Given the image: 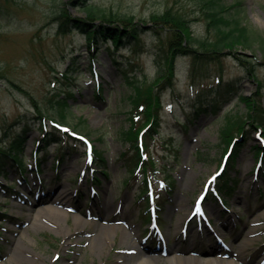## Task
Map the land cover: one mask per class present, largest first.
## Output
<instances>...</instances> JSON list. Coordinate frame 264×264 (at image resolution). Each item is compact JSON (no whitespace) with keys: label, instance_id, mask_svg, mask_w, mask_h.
<instances>
[{"label":"rangeland","instance_id":"1","mask_svg":"<svg viewBox=\"0 0 264 264\" xmlns=\"http://www.w3.org/2000/svg\"><path fill=\"white\" fill-rule=\"evenodd\" d=\"M225 1L231 4L238 0ZM243 1L240 16L264 33V0ZM90 3L108 15L135 16L137 20H150L153 13H162L170 7L193 17L195 34H207L205 22L195 16L197 7L193 0H91ZM65 5L73 14L85 16L84 7L72 4L71 0H10L3 4L0 13V73L5 75L0 78V142L20 132L25 119L30 120L25 150L20 156L24 161L23 172L17 170V175L15 169L8 167L9 179L18 194L9 195L0 188V213H6V220L0 219V264H139L140 248L146 255L157 257V264H189L183 258L191 256L200 259L197 264H264V165L255 170L259 166L255 162L259 156L256 146L263 140L257 130L247 133L250 139L230 170L239 187L234 197L224 202L214 196L205 199L200 213L202 222L196 225L189 219L195 200L220 167L227 148L220 135L223 113L244 111L245 104L236 98L218 114L204 113L185 131L182 121L187 120L191 106L187 96L189 58L179 59L175 87L163 92L161 133L152 140L149 150L160 162H168V166L173 165L178 154L180 164L172 172L178 190L164 216L161 234L149 237L140 225L143 216L132 203L138 184H124L129 173L119 155L129 147L121 131L131 124V105L123 98L130 86L124 81L123 71L127 69L132 79L145 75L152 80L156 75L153 51L157 41L150 31L141 38L137 50L130 44L116 49L112 41L95 44L100 49L93 58L85 33L74 29L66 35L58 34L56 16ZM242 51L238 56L255 61L256 75L264 81L260 50ZM73 59L77 61L76 81L81 90L70 101L71 112L64 128L75 134L69 135L70 142L54 143L41 150L37 105L46 108V97L58 85L55 73L64 70ZM116 59L121 62L117 64ZM220 63L210 62L203 68V74L209 80L221 75L236 79L244 92L253 94L258 84L245 65L232 53L225 54ZM96 78L102 83L104 98L96 97ZM49 112L53 114V110ZM78 134L86 135L95 147L104 150L110 169L107 178L89 161L85 145L75 144ZM171 137L172 148H178V153L163 143ZM238 141L244 142L245 138L240 135ZM36 149L42 163L39 174L34 169ZM21 172L26 181L21 179ZM95 176L102 183H95ZM92 188H98L94 199ZM63 189L69 193L65 203L39 201L57 197ZM177 197L182 205L177 203ZM51 204L67 215L40 219L41 209ZM103 204L111 206V213L103 212ZM78 216L79 224L75 221ZM209 218L214 229L206 233ZM96 230L99 236L103 233L99 242L102 246L98 247L93 242ZM17 245L24 250L21 258L17 256ZM208 258L210 263L205 262Z\"/></svg>","mask_w":264,"mask_h":264},{"label":"trees","instance_id":"2","mask_svg":"<svg viewBox=\"0 0 264 264\" xmlns=\"http://www.w3.org/2000/svg\"><path fill=\"white\" fill-rule=\"evenodd\" d=\"M10 0H0V13L3 4ZM197 7L194 11L196 18L205 22L207 34L199 36L192 29V19L185 11L166 8L162 13H153L150 20H137L135 16L106 14L104 10L91 4V0H71L76 6H83L85 16H78L71 12L67 5L60 8L56 16L58 20V34L66 35L70 31H80L86 34L87 43L92 53L97 55L99 45L95 44L113 40L116 49L125 44H130L137 50L143 36L148 32L155 36L157 44L153 51L156 63V75L149 80L145 75L134 76L132 79L127 69H124V81L129 84V89L123 98L131 105V124L127 129L121 131L123 140L129 141V147L122 151L119 159L123 160L128 173L125 184L132 185L139 181L136 197L137 205L141 208L150 209L149 198L150 186L157 179L162 184L158 189L156 206L161 210L165 202L177 188L176 179L172 174L173 167L160 163L157 157L150 153V144L160 135L164 122L163 92L170 87H175L178 61L181 57H188L189 68V95L188 102L191 104L187 120L182 124L185 130L190 127L203 113L211 111L220 113L224 106L238 99L245 104V110H236L234 113L226 111L223 113V127L220 131L226 145L234 143L233 151L226 163V169L218 175L213 185L215 194L232 195L236 190V182L230 174L238 154L246 146L250 130L261 129L264 133V104L262 91L264 81L256 75V62L239 57L243 49L260 50L261 63L264 64V33L249 26L241 13L244 11V1L238 0L227 3L225 0H193ZM199 12V16H198ZM149 21V22H148ZM151 22V23H150ZM111 50L110 48H108ZM97 50V51H96ZM233 54L241 64L245 65L248 72L253 73L258 82L253 94H247L236 79H226L220 76L218 79L209 80L203 74V68L210 62L221 64L225 54ZM255 60L257 58H254ZM118 63V59L115 60ZM78 66L73 59L64 70L55 73L57 87L52 94L46 97V108L37 105L39 120V146L49 148V144L68 141V134L59 127L61 123L69 121L72 99H76V92L81 90L77 84ZM5 77L0 73V78ZM54 83V84H55ZM13 85L23 89L19 84ZM78 87V90H77ZM102 83L98 82L95 88L96 97L104 98L102 95ZM180 94V93H179ZM178 100H181L178 95ZM53 110V114L49 111ZM20 117V116H19ZM30 120L25 119L20 132H14L6 140L0 142V171L8 164H23L20 157L25 150L26 135L30 128ZM250 126V127H248ZM252 128V129H251ZM245 138L244 142L238 141V136ZM142 137L143 143H138ZM94 163L100 168L101 173L108 176L107 158L104 150L94 148ZM256 153L264 156V147L256 146ZM40 166V164H38ZM9 192L12 187L4 186ZM209 194V196L211 194ZM214 195V194H213ZM6 213H0V219L4 220Z\"/></svg>","mask_w":264,"mask_h":264},{"label":"bare ground","instance_id":"3","mask_svg":"<svg viewBox=\"0 0 264 264\" xmlns=\"http://www.w3.org/2000/svg\"><path fill=\"white\" fill-rule=\"evenodd\" d=\"M247 169H249V167H247ZM68 195H69V193H68L67 189H63L59 193V195L57 197L56 196H53V197H50L47 200L46 199L45 200L44 199H41L39 201L44 202V203L47 202V203H56V204L57 203H62L63 204V203H65L67 201V199H69L68 198ZM178 200H180V199L177 198V201ZM101 208L103 209V212L105 214H109L112 211L111 206L108 205V204H103V207H101ZM63 215H67V214L63 210H61V209H59L57 207H54L53 205L52 206H46L44 209L42 208L41 211H40V213L38 214L39 217L41 216L40 219L42 218V216H45L47 219H50V220H52L54 218L62 217ZM75 221L79 224L80 223V217L79 216L76 217L75 218ZM103 230H104V232H106L107 226H105L103 228ZM97 234H98V231L96 230L93 233V236H94L93 237V242H94L95 246H97L98 244H99L98 246H102L99 242L101 241V239L103 237V233L100 234V236L97 235ZM16 248H18V250H17V254L18 255L17 256H19L21 258V256L24 253L23 247H22V245H19V247L17 245ZM139 251H140L139 252L140 253V257H139V262H138L139 264H157V260H158L157 257H155V256L152 257L151 255H149V256L146 255L144 253V250L141 249V248L139 249ZM183 259H187V261H188L189 264H197L198 261L200 260L199 258H196L194 256L184 257ZM205 262L206 263H210L211 261L208 258V259H205ZM232 263L235 264V262H232Z\"/></svg>","mask_w":264,"mask_h":264},{"label":"snow or ice","instance_id":"4","mask_svg":"<svg viewBox=\"0 0 264 264\" xmlns=\"http://www.w3.org/2000/svg\"><path fill=\"white\" fill-rule=\"evenodd\" d=\"M89 161H91V157L89 158ZM217 175H219V173H217ZM213 179H215V177H213Z\"/></svg>","mask_w":264,"mask_h":264}]
</instances>
